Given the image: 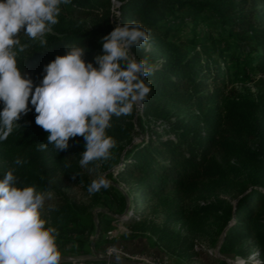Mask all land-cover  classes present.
I'll list each match as a JSON object with an SVG mask.
<instances>
[{
	"label": "trees",
	"instance_id": "obj_1",
	"mask_svg": "<svg viewBox=\"0 0 264 264\" xmlns=\"http://www.w3.org/2000/svg\"><path fill=\"white\" fill-rule=\"evenodd\" d=\"M116 1L118 22L139 21L150 29V43L159 49L163 59V64L147 77L151 85L147 99L141 105L142 114L145 117L153 115L151 106L155 100L172 105L181 113H197L190 115L186 122L154 119L152 124L160 125L164 132L173 135V138L162 139L154 126L142 127L134 107L129 115L113 116L111 127L107 129L109 135L112 131L117 135L114 140L120 136L129 140L134 133L133 121L141 133L147 132L146 138L143 136L128 150L115 141L107 159L91 161L82 168L78 163L79 157L69 148L49 153L25 145L24 148H30L28 151H34L33 162L38 165L37 171L44 179H32L18 166L11 169L19 181L33 185L41 192L52 186L57 177L54 170L59 171L60 177L76 180L88 189L89 175L96 172L98 163L105 170L121 157L119 169L107 176L114 174L124 182L128 186L126 195H120L109 185L92 192L91 201L97 202L102 195H107L121 211L128 198L132 205L131 215L124 222L128 237L135 238L151 231L158 247H165L168 228L147 221L144 210L150 206L166 207L169 205L168 197L182 203L208 190H216L225 184L226 162L248 163L254 168L256 178L246 185L238 184L243 191L235 205L234 223L224 234L220 250L223 254H230L240 248L237 253L245 257L251 247L256 246L261 257L258 264H264V102L257 104L239 98L237 91L229 88L232 77L229 66L236 68L241 62H253V69L259 76L255 85L264 87V0ZM64 5L66 14L86 18L105 11L110 0H71ZM183 13L189 18L191 29L182 27ZM211 19L224 33L218 39L226 40L225 48L218 50V58L210 55L219 48L214 44L212 31L205 30L201 36L195 32L197 26L208 27ZM53 29L54 33L45 38L48 41L45 48H41L38 41L26 39L24 42L28 46L18 56L21 73H27L34 86L44 75V65L56 55L64 54L65 44L84 46L85 61H92L87 56V42L95 36L93 31L68 25H56ZM197 46L201 54L195 50ZM133 54L137 59L142 57L141 53ZM202 55L205 57L203 63ZM218 59L227 67L221 68ZM243 139L254 141V145L249 146ZM63 158L69 159L71 165L63 164ZM7 170L0 172V176ZM52 204L54 210L50 212V219L53 227L62 230L71 224L69 231L73 232L82 226L76 203L60 199ZM206 207L184 212L182 206H178L176 210L166 212V216L189 223ZM108 225V222L98 221L100 230ZM76 231L81 233L83 229ZM247 240L249 243L243 247ZM187 253L195 258L205 255L202 250L195 251L191 246Z\"/></svg>",
	"mask_w": 264,
	"mask_h": 264
},
{
	"label": "clouds",
	"instance_id": "obj_2",
	"mask_svg": "<svg viewBox=\"0 0 264 264\" xmlns=\"http://www.w3.org/2000/svg\"><path fill=\"white\" fill-rule=\"evenodd\" d=\"M69 3L0 0V142L31 105L35 123L48 132L38 146L50 144L60 152L70 137L82 136L84 150L78 163L84 168L110 156L115 140L106 130L112 117L131 114L147 99L151 85L147 77L158 64L147 57L137 59L131 51L150 48L151 30L139 21H125L100 38L102 52L92 61H85L84 46L65 44L64 54L44 65V75L34 86L19 67L18 55L28 46L21 37L45 48V35L57 24L60 6ZM14 163L22 161L17 158ZM108 186L109 181L98 174L87 190L92 193ZM50 200V192L23 184L12 169L0 176V264H60L56 228L42 216ZM47 207L54 210L51 203Z\"/></svg>",
	"mask_w": 264,
	"mask_h": 264
},
{
	"label": "rangeland",
	"instance_id": "obj_3",
	"mask_svg": "<svg viewBox=\"0 0 264 264\" xmlns=\"http://www.w3.org/2000/svg\"><path fill=\"white\" fill-rule=\"evenodd\" d=\"M203 1L211 2L215 0ZM117 6L116 0H110V6L105 11H99L97 16L82 18L77 17L75 14H66L65 5L62 4L60 6L61 12L58 16V22L54 26L68 25L69 27L84 31H93L95 36L91 37L87 42V56L93 60L95 55L102 52L100 38L110 32L116 23H119L117 20ZM182 17V27L191 29L186 13H183ZM210 21L211 23L208 27H195V32L198 36H201L205 30L212 31L215 37L214 44L215 46H219V48L210 52V55L218 58V50L225 48L226 40L218 39L220 36H224V33L220 31L221 29L216 21L212 19ZM53 33L54 29H52V32L47 33L45 38L47 35ZM26 39L27 37H21L22 42ZM150 45V48L147 50L144 48H133L131 50L132 54L133 52L141 53L142 57H147L149 61L156 62L158 64L156 68H159L163 64L160 51L154 44L150 43ZM187 50H191V48L187 47ZM195 50L201 54L198 46ZM204 61L205 57L202 55L201 63ZM218 61L221 68L227 67L219 59ZM252 65L253 62H241L236 68H230L229 66L232 75L229 88L233 87L237 91L239 98L262 104L264 102V87L258 88L255 85V81L259 76ZM141 105L135 106V110L138 111L142 127L145 129L147 126H154L157 134L162 139L173 138V135L164 132L160 125L152 124L154 119L168 121L179 119L186 122L190 115L197 113L196 111L187 114L181 113L172 105L155 100L151 106L153 115L145 117L142 114ZM29 108L28 112L20 116L17 121L18 125L14 126L9 136L0 142V172L18 166L30 178L43 180L44 176H41L40 172L37 171L38 165L33 162L32 153L34 151H28L30 148H24L23 146L27 145L34 150H45L49 153L55 150L50 144L43 149L38 146V143L46 141L48 132L35 123L34 117L36 113L34 106L29 105ZM133 127L134 133L130 135L129 140L121 139V136L119 139H115L118 146H124V150H128L132 145L139 143L143 136L145 138L147 136L146 131L141 133V129L135 121H133ZM110 135L113 138L117 137L113 131L110 132ZM242 141L246 142L249 146L254 145V141L246 139ZM84 143L85 141L82 136L70 137L67 148L73 150L76 157H79L78 154L84 150ZM17 158L22 161L19 165L14 163ZM120 158L110 168L105 170H102L103 166L101 163H98L95 169L96 172L89 175L90 183L98 174H103L115 191L120 195H126L128 186L124 182L119 181L114 174L111 177L107 176L108 173L119 169L121 164ZM68 160L67 158H63L61 162L65 165H71ZM224 166L227 175L224 178L225 184L220 188L208 190L182 203L174 200L172 197H168L169 205L166 207L150 206L144 210L147 221L153 222L158 227L165 225L168 228L169 234L165 240V247H158V241L151 231H147L135 238L128 237L129 231L124 225V222L131 215L132 211V205L128 198H126L125 206L121 211H118L119 208L113 204L111 198L107 195H102L99 201L92 202L91 193L83 188L81 183L71 180V178H62L58 175L59 171L54 170L57 177L53 180L52 186L45 191L51 193V200L47 203L52 204L60 199L69 203H76L79 208L80 224L82 225L81 227H76L73 232L69 231L72 227L71 224L62 230L56 228V243L61 255L60 264H117L118 262L102 261L100 257L122 259L123 254L128 256L125 260H130L136 264H248V262L258 264L261 257L256 246H252L245 257H241L237 253L240 248L230 254L221 253L220 246L224 234L234 223L233 213L235 205L243 191L239 185H246V183L256 178L254 168L248 163L229 161ZM47 203L45 208L42 209V216L48 224H51L50 212L52 210L48 209ZM178 206H182L184 212L198 207H207L187 223L184 220H174L166 216V212L176 210ZM204 211L206 212L203 213ZM99 220L108 222L109 225L100 230L98 227ZM81 228L83 232L77 233L76 230H81ZM247 243H249V240L245 241L242 246L244 247ZM190 246L195 251L202 250L205 255L202 258L188 255L187 251Z\"/></svg>",
	"mask_w": 264,
	"mask_h": 264
},
{
	"label": "water",
	"instance_id": "obj_4",
	"mask_svg": "<svg viewBox=\"0 0 264 264\" xmlns=\"http://www.w3.org/2000/svg\"><path fill=\"white\" fill-rule=\"evenodd\" d=\"M100 260L102 261H111V262H118V263H122V264H136L130 260H124V259H120V258H114V257H100Z\"/></svg>",
	"mask_w": 264,
	"mask_h": 264
},
{
	"label": "built area",
	"instance_id": "obj_5",
	"mask_svg": "<svg viewBox=\"0 0 264 264\" xmlns=\"http://www.w3.org/2000/svg\"><path fill=\"white\" fill-rule=\"evenodd\" d=\"M110 251H112V250H110ZM125 258L127 259V258H128V256H126L125 254H123V258H122V259H124V260H125Z\"/></svg>",
	"mask_w": 264,
	"mask_h": 264
}]
</instances>
